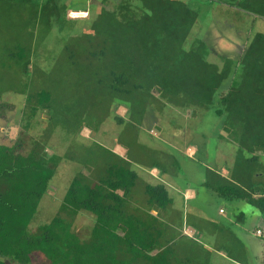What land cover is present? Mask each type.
Masks as SVG:
<instances>
[{"label": "trees", "instance_id": "obj_1", "mask_svg": "<svg viewBox=\"0 0 264 264\" xmlns=\"http://www.w3.org/2000/svg\"><path fill=\"white\" fill-rule=\"evenodd\" d=\"M20 1L35 8V27L40 24L51 30L69 10L89 13V18L78 22L82 32L70 34L64 44L69 96L65 89L63 98L52 90H40L33 116L43 108L51 121L59 119L72 129L76 121H66L61 111L81 112L79 100H91L92 109L99 102L104 116L98 124L113 118L119 127L116 139L128 154L131 146L148 152L136 145L139 129L159 127L161 111L174 107L199 119L212 112L216 123L211 129H240L241 144L246 147L250 142L253 148L249 157L242 149L240 174L235 173L233 180L209 170L207 186L227 200L248 199L264 213V194L255 198L247 191L258 189L253 167L260 164V156L254 153L264 154V31L248 28L247 21L238 23L241 29L230 18L225 26L237 30L241 50L220 53L214 60L208 59L215 48L205 36L209 21L220 25L217 15L212 18L214 5L228 2L238 10L237 16L264 17V0H110V7L105 3L100 10L86 1ZM18 55L23 60L30 54L21 48ZM156 103L161 105L159 111ZM120 107L127 110L126 117L117 113ZM92 109L82 114L75 134L84 127L98 128L87 123V114L92 119L96 113ZM23 148L19 143L0 145V264H33L39 256L49 264H171L170 248L158 256L152 253L167 239L159 217L152 213L173 203L165 184H143L128 156L112 150L97 152L80 144L78 151L69 147L60 156L42 149L38 141L26 152ZM63 159L81 164L64 197L66 216L59 214L32 230L40 202ZM142 190L148 209L131 210L134 192ZM81 211L94 217L86 238L73 227Z\"/></svg>", "mask_w": 264, "mask_h": 264}, {"label": "rangeland", "instance_id": "obj_2", "mask_svg": "<svg viewBox=\"0 0 264 264\" xmlns=\"http://www.w3.org/2000/svg\"><path fill=\"white\" fill-rule=\"evenodd\" d=\"M73 1L89 2L94 4L97 10H100L105 3L110 7V0L107 2L106 0ZM219 7L217 5L213 6L212 18ZM34 11L33 6L28 3L25 5V2L22 3L20 0H0V103H2L0 108V145L12 147L19 143L24 147L23 151L26 152L38 141L42 149L60 156L69 147L74 152L78 151L80 144L87 145V147L91 146L97 152L113 150L114 142L112 139H116L119 127L110 116L104 119L100 125L98 124L104 116L99 102V106L92 109L94 106L91 105V100H79L80 104L82 102L81 106L83 107L81 112L78 110L73 113L65 109L61 111L60 116L65 118L66 121L70 118L72 122L76 121L72 129H69L71 127L69 123L59 122V119L51 121L46 109L40 108L33 116L32 107L36 105V95L40 90H52L55 92L56 97L63 98V90L65 89V96H69L67 80L70 78L66 71L68 67L65 60L64 44L70 34L74 36L82 32V24L78 22L89 18L88 11L69 10L59 20V24L51 30L40 24L35 27ZM212 18L209 19L212 20ZM259 24L263 28L262 31H264V23ZM219 26L213 20L209 21V31L205 36L208 45L215 48L214 52L209 51V60L217 59V55L224 52L223 49H231L230 51L236 54V52H240L242 47L241 39L235 37L220 38L219 33L216 32ZM87 34L90 33L87 32ZM21 48H24L30 54L23 60L18 55ZM24 60L28 64H25ZM29 60L30 62H28ZM68 100L71 103H77L75 99L69 98ZM156 105V109L159 111L161 105L158 103ZM91 109L96 113L92 119L87 114V123L97 124L98 128L90 131L88 127H84L81 130V135L79 133L75 134V131L78 130L76 126L82 122V114L89 112ZM117 113L123 117L127 116V110L124 107L118 108ZM191 117L193 115L190 112L184 113L171 107L160 112L158 122L160 126L157 128L152 127L153 132H149L151 130L146 128L139 129V140L136 145L146 147L148 152L131 146L130 152L127 154L139 174L142 173L140 164H148L156 160V162L160 161L167 165L166 179L172 184L176 183L180 188L186 189L201 183L202 175L205 174L202 164L208 162L213 165L216 145L212 144L213 147L209 150L210 145L202 143L204 138L201 137V146L207 148L202 149L196 162L190 159L185 152L177 153L174 147L183 146L189 140L190 131L188 129H209L211 132V127L215 125L216 118L212 112L205 115L203 119ZM154 129L161 130H158L157 135H151L152 133L156 134L157 131ZM232 137L239 138V136L234 137V135ZM167 142L171 144L168 145ZM198 142L200 141L198 140ZM224 142L218 146V152L220 151L219 153L226 155L225 158L229 161L234 153V147ZM119 151L121 152L122 149L120 148ZM209 153L211 158L208 160L206 156ZM74 154L77 155V153ZM162 154L167 157H161ZM79 155H83L82 151L79 152ZM152 156L154 157L152 158ZM169 161L178 163L175 172H171L172 168L168 166ZM80 167L79 161L63 159L59 162L57 172L50 183L48 191L40 202L38 212L31 225L33 226L32 229L50 222L59 214H64L67 210L66 206L62 204L64 195H66L68 187ZM256 168L261 171L264 168V162H261ZM83 171L89 174L87 170ZM153 181L157 182L156 180ZM64 216L66 215L64 214ZM249 216L248 214L247 219ZM93 218L88 212H81L74 223V230L81 237L86 238L94 224ZM33 259V264H49V261L43 256L34 257Z\"/></svg>", "mask_w": 264, "mask_h": 264}, {"label": "crops", "instance_id": "obj_3", "mask_svg": "<svg viewBox=\"0 0 264 264\" xmlns=\"http://www.w3.org/2000/svg\"><path fill=\"white\" fill-rule=\"evenodd\" d=\"M231 2L233 1L231 0ZM228 4V2H224V6L219 4V10L215 11L214 14V17L217 15L220 23L219 29L216 31L220 38H239L235 28L225 26V23H229L230 18L236 25L238 23L244 24L247 21L248 28H253L254 31L263 29L259 23H264V17L248 16L245 13L237 16L238 10L231 8ZM229 10L230 14H227L226 11ZM238 26L243 29L242 25L239 24ZM230 50L223 49L224 52L231 54ZM88 130L91 131V129ZM150 130L149 132H153V129ZM154 130L157 131L156 134L152 133L151 135H157L158 130L161 129ZM188 130L190 131L189 140L183 146L174 147L177 153L185 152L190 159L196 162L202 149L207 148L201 146L202 138H204L202 143L210 145L209 150L213 147L212 144L216 145L213 165L208 162L202 164L205 174L202 175L200 184L182 189L176 183L174 185L166 179L168 167L165 163L158 161V163L156 162L158 166L154 165L155 162L140 164L142 170L140 176L143 184L163 183L167 186L173 199L172 205L165 211L152 210L153 215L159 217L162 223L160 229L164 230L167 238L161 240L160 245H157L152 253L154 256H158L165 248H170L172 252L171 264H264V213L250 200H227L206 184L209 170H214L231 180H233L235 173L240 174L238 165L241 164L242 149L248 151L245 155L249 157L251 156L249 148H253L252 144L247 142L246 147H244L245 144H241L240 129L238 131L236 129H212V133L209 129ZM81 133L82 131L79 132V135ZM232 135L234 137L239 136V138H233ZM223 142L234 147V153L229 161L226 160V155L218 152V146ZM120 148L122 149L121 152L119 151ZM112 151L122 157L127 156L126 147L120 145L117 139H115ZM254 155L260 156V163L264 162L262 152L256 150ZM162 156L167 157L164 154ZM206 157L209 160L211 158L210 153ZM177 165L178 163L175 161L168 163V166L172 168L171 172L176 171ZM257 166L255 165V167ZM255 167L253 168L256 176L253 177V182L258 189L254 188L257 190L254 192L253 189L250 191L251 189L247 188V191L258 198L264 194V168L260 171ZM152 180L157 182H152ZM62 204L66 206L64 198ZM139 206H141V210L148 209L147 198L143 190L134 192L130 209L139 208ZM248 207L249 209H247ZM80 213L75 216L73 223ZM248 214L250 216L247 219ZM37 227L32 230L37 229Z\"/></svg>", "mask_w": 264, "mask_h": 264}, {"label": "built area", "instance_id": "obj_4", "mask_svg": "<svg viewBox=\"0 0 264 264\" xmlns=\"http://www.w3.org/2000/svg\"><path fill=\"white\" fill-rule=\"evenodd\" d=\"M260 233V232H259Z\"/></svg>", "mask_w": 264, "mask_h": 264}]
</instances>
